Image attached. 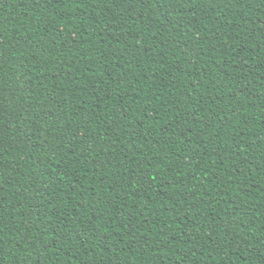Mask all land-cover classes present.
Returning <instances> with one entry per match:
<instances>
[{
    "label": "trees",
    "instance_id": "1",
    "mask_svg": "<svg viewBox=\"0 0 264 264\" xmlns=\"http://www.w3.org/2000/svg\"><path fill=\"white\" fill-rule=\"evenodd\" d=\"M0 264H264V0H0Z\"/></svg>",
    "mask_w": 264,
    "mask_h": 264
}]
</instances>
